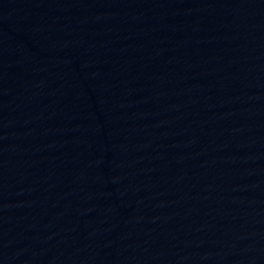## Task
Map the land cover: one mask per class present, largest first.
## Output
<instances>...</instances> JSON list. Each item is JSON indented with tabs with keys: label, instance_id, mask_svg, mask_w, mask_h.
I'll return each mask as SVG.
<instances>
[{
	"label": "water",
	"instance_id": "95a60500",
	"mask_svg": "<svg viewBox=\"0 0 264 264\" xmlns=\"http://www.w3.org/2000/svg\"><path fill=\"white\" fill-rule=\"evenodd\" d=\"M0 264H264V0H0Z\"/></svg>",
	"mask_w": 264,
	"mask_h": 264
}]
</instances>
